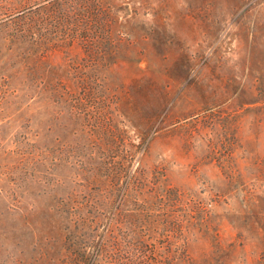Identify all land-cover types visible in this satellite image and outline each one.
<instances>
[{"label":"rangeland","instance_id":"374dc122","mask_svg":"<svg viewBox=\"0 0 264 264\" xmlns=\"http://www.w3.org/2000/svg\"><path fill=\"white\" fill-rule=\"evenodd\" d=\"M80 1L0 0V264H264V0Z\"/></svg>","mask_w":264,"mask_h":264},{"label":"trees","instance_id":"16d2710c","mask_svg":"<svg viewBox=\"0 0 264 264\" xmlns=\"http://www.w3.org/2000/svg\"><path fill=\"white\" fill-rule=\"evenodd\" d=\"M78 3L81 6L79 8V13H78L80 16L78 17V22H80V24L82 23L84 28L87 31H89L92 25L96 23L97 9H98L97 5H95V3L90 0H81ZM28 29H26V31H28ZM125 202H126V199H124V201H122L120 204L124 205ZM118 216L122 218L123 217L122 212L119 211ZM96 220H100V217H97ZM129 247H132V245L129 242L123 244V241H121V239L118 238L117 236H113V237L109 236V239L107 240L103 238L101 244L96 249V257L91 258V256L89 255L88 257L86 256V253L84 252L87 258L85 259V256H84V259L80 261L81 263L79 262V264H98L97 261L101 257L100 255H102V253L104 252H111L112 254L117 255V256L116 255L109 256L108 257L109 260L107 261L108 264H158L156 257L153 256V253L151 255H148V253L145 255L144 253L140 252L141 251L140 247H135L136 251L140 253L132 254L131 256L123 255L124 256L123 257L121 255V249L123 248L127 249ZM87 248H90V247L85 246L84 250H86ZM95 248L96 247H94V249Z\"/></svg>","mask_w":264,"mask_h":264}]
</instances>
